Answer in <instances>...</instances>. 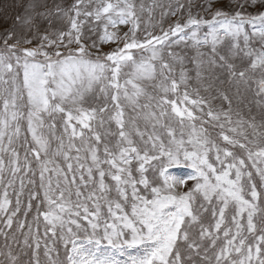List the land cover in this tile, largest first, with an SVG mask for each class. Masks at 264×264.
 <instances>
[{
  "label": "snow or ice",
  "instance_id": "6c2138e0",
  "mask_svg": "<svg viewBox=\"0 0 264 264\" xmlns=\"http://www.w3.org/2000/svg\"><path fill=\"white\" fill-rule=\"evenodd\" d=\"M158 6L30 0L0 34V264H264V0Z\"/></svg>",
  "mask_w": 264,
  "mask_h": 264
},
{
  "label": "rangeland",
  "instance_id": "374dc122",
  "mask_svg": "<svg viewBox=\"0 0 264 264\" xmlns=\"http://www.w3.org/2000/svg\"><path fill=\"white\" fill-rule=\"evenodd\" d=\"M29 2H30V0H0V34H3L5 31L10 30L14 26H16V25H14L16 17L18 15L24 14L25 7ZM73 2H74V0H48L49 6H52L53 4H60V3H63L65 6H67ZM135 2L137 4V6H139L140 4H143L145 9L149 8V6L155 5V7H153V18L159 19L160 15L164 9L162 7H159L158 5L167 6L169 3L174 2V0H135ZM182 2H185V0H182ZM147 19H148V12L145 11L143 13L142 20L146 21ZM51 21H52V23H51V29L52 30L66 29L67 28L66 22L64 20L56 17V16H53L51 18ZM16 27H17L18 31L21 30L19 28V26H16ZM40 27H41L42 32L45 29H47L48 28L47 21L40 22ZM84 33H85L86 37L89 36L87 26H85ZM93 38H95V37H93ZM86 42L90 43V41H88V40H86ZM110 47H111V45L105 47L104 51L105 52L108 51ZM187 55L192 56V55H194V53L191 51H188ZM237 63H239V62L237 61ZM188 67H189V69H191L193 66L191 65V63H188ZM190 74L194 75V72H191ZM191 84L193 87L196 86L194 81H192ZM222 87L230 88V86L227 84L223 85ZM151 90L152 89L149 87V91H151ZM229 94L234 97V107L239 106L241 111L244 113L245 116L255 114V115H257V119H259V114H258L257 108L255 107L254 104L249 103L250 101H252L254 99L253 93L251 90L245 92L243 90V88H241L242 99L239 102H237L235 100V88H230ZM201 95H207V93H204L203 91H201ZM216 103L219 104V101H217ZM245 105H248L249 107H251V109H252L251 113L248 112ZM141 126L143 127L142 124H141ZM167 173L169 175L179 179V180H188L189 177L195 175V169H193L190 166L189 162L185 161L182 164L173 165L172 167L168 168ZM189 183H191V182H189ZM189 187H191V184H189ZM198 203H199V201H198ZM29 219H31V216L29 217ZM9 243H11V241H9ZM3 245H4V239H3V237H0V248H3Z\"/></svg>",
  "mask_w": 264,
  "mask_h": 264
}]
</instances>
